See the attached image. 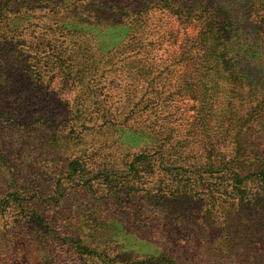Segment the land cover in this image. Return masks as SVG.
Here are the masks:
<instances>
[{"label":"trees","instance_id":"16d2710c","mask_svg":"<svg viewBox=\"0 0 264 264\" xmlns=\"http://www.w3.org/2000/svg\"><path fill=\"white\" fill-rule=\"evenodd\" d=\"M3 124L54 150L70 188L21 181L0 152L9 264H264V152L241 138L264 124V0H0ZM108 127L163 150L91 154Z\"/></svg>","mask_w":264,"mask_h":264},{"label":"rangeland","instance_id":"374dc122","mask_svg":"<svg viewBox=\"0 0 264 264\" xmlns=\"http://www.w3.org/2000/svg\"><path fill=\"white\" fill-rule=\"evenodd\" d=\"M94 17H98V15H92V19L90 21H92L93 23H96L97 20H99V22L103 21L101 17H99L100 19ZM167 93L168 89L165 90L164 96H166ZM237 94H239V92H237ZM247 94L249 93L243 92V97H241L240 100L238 99V101L234 102H236V104L238 102L242 107L246 103ZM188 106L189 103H186V107L182 106V110L186 112ZM0 128V143L3 148V150H0V152L4 151L6 159L9 161V165L14 168L15 172L22 175L23 179H21V181H24V179H26V177L28 176V179H34V182L32 184L37 186L39 189L47 187H50L52 189L56 179H59L57 181L58 184L65 183V186L70 189L68 186L69 184L66 183V180L68 179L65 180L61 178V176H59L62 172L58 174L60 166H58L56 163H52L44 159L46 153L54 152V150H38L37 148H35V143L37 142L34 138V136L37 138L35 134L33 136L31 133H28L26 131H11V133H7V124L0 125ZM103 130V134L94 130L92 131L93 135H90L89 138L93 136L91 144H93L94 148L93 152L92 150H86L87 152H92L91 154H95L98 157L110 159L114 158L117 154L123 156L128 153L152 154L156 150H163V147L159 146V144H161L162 136L158 133L133 131L120 127H108L106 130ZM217 138L221 141L229 140L231 145H233L235 140H237V138L235 137V130H233L224 139H221L220 137ZM241 138L245 139L247 145H249L248 150L252 151L253 153L264 152V124L252 127L250 130L246 131L244 137ZM50 141L51 140L46 141L42 139L41 143L42 145H45L44 147H46L48 146L47 143H49ZM81 150H84V148L82 147ZM170 150H176V148ZM7 180H9V178ZM67 188L66 191L68 190ZM3 190V187L1 188L0 185V200L5 197V195L1 193L3 192ZM28 194H32V191ZM70 196L73 200L76 199L73 197L72 193H70ZM78 199H83L85 203L89 202L88 204L97 202L96 199H94L93 196L88 193H84V196H79ZM76 205L77 204H74L69 211L74 215L77 214L80 210L82 211L83 215H87L91 210L83 205L75 208ZM13 215V207L7 209L6 206L0 209V263L6 260L7 264H9L10 258L12 259V257H15L17 258V260H20L23 255L24 250L20 245L21 243H19V241L15 239L11 234H8V232L6 234L4 230L6 224L7 228L10 224H12L10 223V218ZM255 237L256 239L258 238L260 242L257 247L261 250V257L263 258L264 235L258 233L255 234Z\"/></svg>","mask_w":264,"mask_h":264}]
</instances>
